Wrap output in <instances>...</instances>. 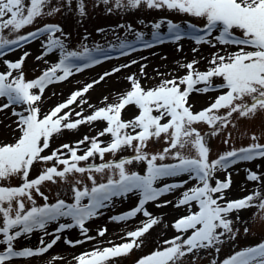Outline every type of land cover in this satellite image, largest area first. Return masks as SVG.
<instances>
[{
  "label": "snow or ice",
  "instance_id": "6c2138e0",
  "mask_svg": "<svg viewBox=\"0 0 264 264\" xmlns=\"http://www.w3.org/2000/svg\"><path fill=\"white\" fill-rule=\"evenodd\" d=\"M100 3L105 6L112 4L121 11L144 5L148 9H166L204 21L203 27L189 24L191 32L182 31L181 26L171 20L153 23L151 41L145 40L141 32L134 33L135 42L143 44L144 48L165 42V36L159 30L166 23L167 37L173 43L188 38L194 40L196 45L212 48L220 45L225 54L213 53L206 71L197 70V60L181 64L180 68L186 69L185 75L162 80L151 88L144 87L135 74L129 75L126 77L129 89L117 94L112 103H108V97H104L102 107H95L83 99L95 84L137 63L132 61L131 64L114 68L112 72H105L98 80L73 91L64 102L44 112L39 104L49 85L66 81L73 74L100 64L101 58L111 59L108 53L114 49L82 45L81 50L70 51L64 42L67 36L55 24H45L20 34L38 18L54 16L71 6L72 0H55V3L53 0H0V57L7 54L5 50L15 51L45 35L47 39L42 47L46 51L36 59L41 60L57 49L60 52L58 62L52 63L31 81L26 79L23 72L28 52H24L15 62L3 61L6 70L0 72V112L11 110V115L16 117L15 131L19 135L12 142H0V246H3L0 264H11L14 259L47 253L66 230L79 229L85 237L76 241L66 239L65 243L70 246L96 240V237L88 234L86 223L101 214V209L108 207L113 198L138 195L135 207L110 218L117 223L129 221L138 214L146 218L135 230L120 237L123 243L111 240L106 242L108 246L97 243L92 250L73 257L75 264H116L117 258L126 257L139 249L143 245L142 238L160 223V218L154 217L145 206L184 188L190 181H196V184L184 190L174 205L189 208L187 215L171 224L177 235L165 240L161 248L138 258L136 264H184L185 258L190 255L193 257L191 264H195V253L202 250L209 254L212 251L219 253L224 243L222 237L235 240L236 232L230 214L251 207L264 210V178L261 175L247 170L246 180L255 182L257 187L237 200H229L225 195L232 183L230 173L224 180L215 179L214 185L210 183L215 173L228 172L229 168L241 161L264 159V144L258 142L259 138L252 135L253 143L226 151L216 159H210L207 143L209 136L220 134L229 125L235 126L232 124L234 115L254 118L259 112H264V0H100ZM76 7L80 16L86 15L84 0H76ZM107 10L111 11L112 8ZM57 33L64 39L57 37ZM230 47L236 50L227 51ZM129 49L136 50L132 43L123 40L119 43L121 55H129ZM193 51L197 49L193 48ZM214 78H220L222 83H214ZM210 91H219L220 94L208 107L194 112V106L189 103L190 95ZM73 104L81 110L71 108ZM85 104L92 109L86 116L82 107ZM129 106H134L138 114L124 120L122 113ZM97 121L105 122L106 127L96 136L85 135L74 145L62 144L50 154H43L50 148L51 140L63 130H76L81 125H92ZM199 124L207 125L210 131L202 134L196 127ZM104 136L110 139L102 141L100 138ZM161 139L165 147L160 152L149 153L146 150L149 142ZM228 142V139L224 140L225 144ZM81 145L86 147L81 149ZM125 148L132 149L134 155L121 158L118 162L81 166V162L90 158L99 156L103 160L105 154L115 156ZM79 151H83V154H78ZM185 151L190 154L185 155ZM168 159L174 162L164 163ZM133 162L146 166L143 175L129 170L127 166ZM38 163L50 166L42 168L32 178L31 170ZM106 171L111 173L107 182L97 183L93 173ZM85 173L92 186L79 187L82 181H74L71 188L73 202L66 203L65 199L48 202L49 197L42 191L43 184H54L58 180L67 182L68 176ZM184 176L187 179L157 186L166 178ZM13 177L20 180L18 186L3 183ZM36 196L43 199L42 206L37 204ZM85 200L87 203H84ZM169 203L172 202L165 201L163 205L157 204V207ZM193 205L198 210L193 211ZM260 219L264 220V215ZM51 223L57 224L54 232H48ZM37 231L43 233L39 247L16 249V241L28 238ZM106 231V228L99 229L97 236L104 237ZM244 231L247 233L249 229L245 228ZM47 235L54 238L46 242L44 236ZM57 259L62 257H53L52 261ZM211 264H264V241L235 251L219 262L213 259Z\"/></svg>",
  "mask_w": 264,
  "mask_h": 264
},
{
  "label": "rangeland",
  "instance_id": "374dc122",
  "mask_svg": "<svg viewBox=\"0 0 264 264\" xmlns=\"http://www.w3.org/2000/svg\"><path fill=\"white\" fill-rule=\"evenodd\" d=\"M53 3H55V0H53ZM84 3L86 6L85 16L79 15L76 7V0H72L71 6L65 7L61 12L55 14L54 16L44 17L42 19L38 18L33 25L24 28L20 34H26L45 24H55L58 25L67 36V39L64 42L66 48L70 51L81 50L82 45H87L89 48L97 45L105 49L111 47L117 51L119 43L122 40L127 43H132L136 50L146 51L149 48H144L143 45L141 47L136 46L137 43L135 42L134 33L137 31L141 32L143 33L145 40L151 41V24L153 23L161 20H171L173 23L180 25L182 31L185 32H191V29L188 28L189 24L196 25L197 27L204 26V21L201 19L189 17L177 12L168 11L166 9H148L146 6L141 5L136 9L121 11L116 9L112 4L105 6L100 3V0H84ZM108 8H112V10L108 11ZM129 26H131V31L129 30ZM159 31L161 35L165 36V42L162 44L167 45L169 42H172L167 37L166 23L162 25ZM56 36L64 39V37L60 36V33H57ZM46 39L47 36L45 35L38 40L25 44L22 48H17L15 51L5 50L7 54L13 53V55L8 56L6 54L3 57H0V72L6 70L5 65L3 64L4 60L15 62L24 54V52H28L29 55L26 57L23 65L25 77L29 81L39 77L52 63L58 62L60 55V52L57 49L53 53L44 56L41 60L36 59L37 56H42L46 51V49L42 47V44L46 42ZM180 42L182 46H185V43L190 44V48L187 52H189V56L192 57L188 61L185 60L182 64L197 60L199 61L196 65L197 70L206 71L209 67L208 60L212 55L206 57L204 60H200L196 59L195 52L201 49H207L208 45H196L194 40L188 38L182 39L177 43ZM162 44L156 43L153 47ZM193 48H196L197 51L194 52ZM235 50L236 49L234 48V51ZM128 51L129 55L127 56L120 54L116 57H112L111 59H104L102 62L106 63H103L104 65H98L99 69L96 72L93 70V67L96 66L94 65L93 67L85 68L83 71L73 74L71 80L67 79L66 81L49 85L43 94L42 102L39 104L42 111L47 112L57 104L64 102L73 91L79 90L84 85L98 80L105 72H112L114 68L125 64H131L132 61H136L135 58L130 57L136 52L131 49ZM219 52L221 55L225 54L224 50H219ZM45 61L48 63H45ZM158 63L160 64L161 62L159 61ZM150 65L151 63L149 62H143L142 65L135 63L131 64V67L122 68L120 72L114 73L113 75L106 77L100 83L95 84L94 87L85 94L83 99H86L95 107L104 106L102 103L104 97H108L107 102L112 103L114 102V97H116L117 94L129 89L130 85L126 80V77L133 74L137 76L146 88L154 87L162 80L172 79L173 77H182L186 74V69L179 68L177 72L166 74L160 78L147 79L141 75V67H143V71L146 73L145 71L149 69ZM214 83H222V80L220 78H214ZM197 87H202V85H198ZM219 94V91H210L206 94L193 93L192 96L189 97V103L194 106L192 110L194 112H198L208 107L209 103ZM82 107L85 116L91 113L92 109L89 108L87 104ZM71 108L76 111L81 110L76 107V104H73ZM65 111L69 110L65 109ZM136 114H138V110L134 106H129L124 110L122 116L124 120H130ZM73 118L76 119L77 117L73 116ZM15 120L16 117L11 115L10 109L0 112V123H10V125L13 126L11 129L12 131L10 129L8 131H2L0 129V142H12L14 138L19 135V133L15 131ZM232 124L235 126L233 127L232 125H229L227 128L223 129L220 134L214 137L209 136L207 138V143L210 148V159H216L218 155L226 151L248 146L253 143L251 140L252 135H256L259 138L258 142L264 144V112H259L254 118H238L234 115ZM104 127H106L105 122L97 121L92 125H81L76 130L65 129L51 140L50 148L45 150L43 154H50L53 149L60 147L62 144L74 145L78 140L83 139L85 135L90 137L96 136L97 132L102 130ZM196 127L202 134L210 131L207 125L204 124L196 125ZM100 139L102 141H107L110 137L104 136ZM225 139H228L229 141L227 144L224 143ZM80 147L83 149L86 145H81ZM163 147H165V144L161 139L160 141L149 142L146 150L149 153H157L160 152ZM78 154L82 155L83 151H79ZM189 154L190 153L188 151H185V155ZM133 155L134 153L132 149L125 148L123 151L118 152L115 156L110 153L105 154L103 160L100 159L99 156L90 158L89 161L81 162V166H87L89 164L99 165L107 161L118 162L121 158H128ZM173 162L174 161L171 159L164 161V163ZM46 166H50V164H36L31 170L30 176L35 178L39 174L40 170ZM127 167L130 171H136L141 175H143L146 170V166L144 164L136 162H133L132 165H128ZM247 170H251L264 178V159H256L250 162L241 161L229 168L228 172L220 171L215 173V177L212 181H210V183L214 185L215 179L224 180L230 173L232 183L230 189H228L225 193L226 198L229 200L243 198L257 187L255 182H249L246 180ZM87 175V173L84 175L74 174L68 176L67 182L58 180L57 183L54 184L45 183L42 185V191L49 197V203H54L57 199H65L66 203H71L73 202L72 197L74 195L71 188L74 181H82V184L79 185V187L92 186L91 181L87 179ZM93 175L95 176L97 183H106L107 177L111 175V173L106 171L102 174L93 173ZM183 179H187V176L179 178H166L165 180L160 181L157 186L163 187L165 183H176ZM3 183L10 184L11 186H18L20 180L13 177L9 181ZM195 184L196 181H190L184 188L177 189L174 192L161 197L158 201L150 202L145 206L154 217L160 218V223L154 226L150 232L142 238L143 245L139 249L133 250V252L126 257L117 258L116 264H136L138 258L161 248L164 246L163 242L165 240H170L177 235L175 230L171 227V224L179 217L187 215L189 208L188 206H181L177 208L174 205L177 199L181 196V193L187 188L193 187ZM35 199L38 205H43L44 201L41 197L36 196ZM138 200V195L134 194H129L128 196L120 198H113L112 203L108 207L101 209V214L88 221L86 223V227L89 230L88 234L96 237V240L87 241L73 247L66 244L65 240H84L85 237L80 233L79 229L66 230L61 234V239L57 241L53 248L44 254V256H47L48 259L46 258L40 261V259L34 260L32 257L27 259L18 258L14 259L11 264H49V262L52 261V258H50L52 255L55 257H62V259L52 261V264H75L73 259L74 256L80 255L85 251L92 250L93 246L97 243H101L102 246H108L106 242L109 240L114 241L115 243H123L124 241H122L120 237L128 231L135 230L140 222L146 218L141 214H138L137 217L129 221L119 223L111 221L110 218L116 215H121L132 209L138 204ZM165 201H171L172 203L167 204V206L157 207V204L163 205ZM84 203H87V201L85 200ZM192 210L195 211L198 209H196L193 205ZM262 215H264V210H258L256 207L243 209L239 212L230 214L229 218L233 220V229L236 232L235 240H228L226 237H222L221 239L224 240V243L220 246L221 251L219 253L212 251L211 254H209L203 250L199 253H195V264H211L213 259L219 262L233 254L235 251L255 246L259 242L264 241V220L260 219ZM56 227V223L49 224L48 232H54ZM104 228L107 229L105 236L98 237L97 231ZM245 228L249 229L247 233L244 231ZM42 235V232H34L30 237L21 238L16 241L15 247L17 250L23 247H31L35 249L40 246L39 240ZM53 238L54 236L52 235L44 236L46 242H50ZM2 248L3 246H0V250H2ZM37 256H43V254ZM192 259V255L186 257L184 264H191Z\"/></svg>",
  "mask_w": 264,
  "mask_h": 264
},
{
  "label": "bare ground",
  "instance_id": "6f19581e",
  "mask_svg": "<svg viewBox=\"0 0 264 264\" xmlns=\"http://www.w3.org/2000/svg\"><path fill=\"white\" fill-rule=\"evenodd\" d=\"M185 43V42H184ZM185 46L181 45L180 43H173L169 42L167 45L162 44L153 48H149L146 51L144 50H136L134 55H131L130 57L135 58L137 61V64H141L143 62H149L151 63L149 69L145 71L146 73L143 74V76L147 79H156L160 78L161 76H164L166 74H170L172 72H177L180 68V65L185 60H190L192 57L189 56V50L190 44L185 43ZM182 51H180V50ZM219 50H224L222 46L217 45L216 48H212L210 46L207 47V49H201L197 52H195L196 59L204 60L206 57L211 56L215 52H219ZM226 50L234 51L233 47L227 48ZM180 51V52H179ZM8 56H12L13 53L7 54ZM161 62L160 64L158 62ZM106 62H102L100 64H103ZM98 64V65H100ZM98 65L93 67V70L96 72L98 71L99 67ZM104 65V64H103ZM132 73V72H131ZM98 75V74H97ZM69 80L72 79V76L68 78ZM122 86V85H121ZM192 94L190 95V97ZM200 100V99H199ZM202 100V99H201ZM13 126L10 125V123H0V129L2 131H8L11 130ZM12 131V130H11ZM54 250V249H53ZM45 254V253H44ZM35 256L32 257L34 260L40 259V261L44 259H48L47 256ZM55 257L54 255L50 256V258Z\"/></svg>",
  "mask_w": 264,
  "mask_h": 264
}]
</instances>
